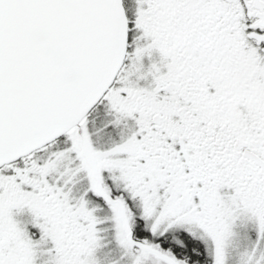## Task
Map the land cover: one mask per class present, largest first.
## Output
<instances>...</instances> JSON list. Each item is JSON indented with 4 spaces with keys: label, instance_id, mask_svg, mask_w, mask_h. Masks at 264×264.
<instances>
[{
    "label": "snow or ice",
    "instance_id": "6c2138e0",
    "mask_svg": "<svg viewBox=\"0 0 264 264\" xmlns=\"http://www.w3.org/2000/svg\"><path fill=\"white\" fill-rule=\"evenodd\" d=\"M0 264H264V0H0Z\"/></svg>",
    "mask_w": 264,
    "mask_h": 264
}]
</instances>
